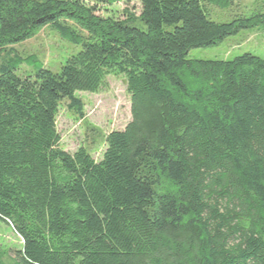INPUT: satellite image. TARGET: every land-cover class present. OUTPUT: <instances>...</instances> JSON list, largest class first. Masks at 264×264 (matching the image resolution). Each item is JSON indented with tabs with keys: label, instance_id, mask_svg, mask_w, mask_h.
I'll return each mask as SVG.
<instances>
[{
	"label": "trees",
	"instance_id": "1",
	"mask_svg": "<svg viewBox=\"0 0 264 264\" xmlns=\"http://www.w3.org/2000/svg\"><path fill=\"white\" fill-rule=\"evenodd\" d=\"M130 0H0V223L22 240L0 264H264V57L190 59L264 27L207 5L139 0L138 17L101 16ZM45 28L81 47L57 72L13 49ZM127 84L131 121L101 161L61 147L60 105Z\"/></svg>",
	"mask_w": 264,
	"mask_h": 264
},
{
	"label": "rangeland",
	"instance_id": "2",
	"mask_svg": "<svg viewBox=\"0 0 264 264\" xmlns=\"http://www.w3.org/2000/svg\"><path fill=\"white\" fill-rule=\"evenodd\" d=\"M264 0H232V5L221 9L207 5L210 18L216 22H229L237 15L249 16L262 9ZM132 13L138 17L141 13L139 0H130L114 5L109 11H101V16H112L119 20L128 19ZM14 51L26 62L19 68L20 77L32 76L37 65H43L57 72L65 61L76 54L81 47L73 46L62 39L55 31L45 28L33 39L13 47ZM244 53L264 57V27L242 31L229 37L217 47L195 49L190 59L224 61L232 60ZM5 58L0 53V65ZM84 103V119L68 109V103L60 105L57 116V130L61 137L60 147L74 154L84 148L96 162L101 161L106 150V137L111 132L122 131L131 121V103L127 84L121 76L107 78L105 88L97 94L78 93ZM22 247V240L13 230L0 223V249L13 254Z\"/></svg>",
	"mask_w": 264,
	"mask_h": 264
}]
</instances>
